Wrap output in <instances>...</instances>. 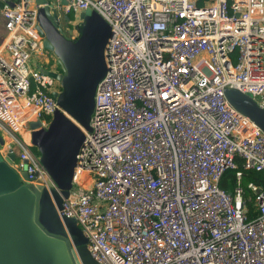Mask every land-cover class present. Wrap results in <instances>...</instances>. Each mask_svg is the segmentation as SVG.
Here are the masks:
<instances>
[{
  "label": "built area",
  "instance_id": "2783aa9c",
  "mask_svg": "<svg viewBox=\"0 0 264 264\" xmlns=\"http://www.w3.org/2000/svg\"><path fill=\"white\" fill-rule=\"evenodd\" d=\"M43 6L70 40L86 9L111 27L59 211L75 219L91 257L264 264V192L248 183L245 199L240 186L243 170H264V133L224 94L239 91L264 109V0H0V154L13 153L12 167L32 183L47 175L29 123L47 127L59 109L60 85L48 74L55 57L37 30ZM227 170L232 192L218 185Z\"/></svg>",
  "mask_w": 264,
  "mask_h": 264
},
{
  "label": "water",
  "instance_id": "95a60500",
  "mask_svg": "<svg viewBox=\"0 0 264 264\" xmlns=\"http://www.w3.org/2000/svg\"><path fill=\"white\" fill-rule=\"evenodd\" d=\"M46 2L36 0L38 5ZM78 18V35L70 40L46 6L37 10L43 46L57 63V70L48 74L60 85V92L52 94L59 109L47 127L39 121L29 123L30 143L45 169L44 179L29 182L25 171L12 167L13 153L5 158L0 154V264H98L75 219L59 215L72 188L76 156L84 140L82 129L90 130L96 87L106 72L104 49L111 35L109 24L94 10H83ZM224 94L264 133V109L239 91L226 89Z\"/></svg>",
  "mask_w": 264,
  "mask_h": 264
},
{
  "label": "trees",
  "instance_id": "16d2710c",
  "mask_svg": "<svg viewBox=\"0 0 264 264\" xmlns=\"http://www.w3.org/2000/svg\"><path fill=\"white\" fill-rule=\"evenodd\" d=\"M238 169L241 170L240 160L237 159ZM252 183L255 186L259 187L264 192V170L263 171H242V178L240 182V186L243 188V196L246 199L250 194L251 191L247 188V184ZM219 187L227 192H232L236 187V180H235V170H227L221 176L219 183ZM250 208V217L255 215L254 208L252 204H248Z\"/></svg>",
  "mask_w": 264,
  "mask_h": 264
},
{
  "label": "rangeland",
  "instance_id": "374dc122",
  "mask_svg": "<svg viewBox=\"0 0 264 264\" xmlns=\"http://www.w3.org/2000/svg\"><path fill=\"white\" fill-rule=\"evenodd\" d=\"M70 18H71V23H70L69 26H72L73 23H77L78 20L76 19V17L71 16ZM78 19H79V18H78ZM2 32H3V29H2V19H1V17H0V36L2 35ZM52 67H53V68H57V63H56L55 60L53 61ZM34 150H35V149H34Z\"/></svg>",
  "mask_w": 264,
  "mask_h": 264
},
{
  "label": "flooded vegetation",
  "instance_id": "af4514ba",
  "mask_svg": "<svg viewBox=\"0 0 264 264\" xmlns=\"http://www.w3.org/2000/svg\"><path fill=\"white\" fill-rule=\"evenodd\" d=\"M56 70H57V68H56Z\"/></svg>",
  "mask_w": 264,
  "mask_h": 264
}]
</instances>
